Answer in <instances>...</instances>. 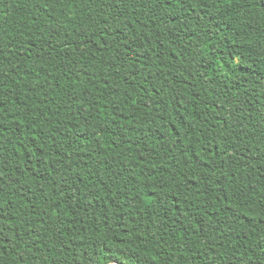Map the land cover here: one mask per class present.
I'll list each match as a JSON object with an SVG mask.
<instances>
[{"label":"trees","instance_id":"1","mask_svg":"<svg viewBox=\"0 0 264 264\" xmlns=\"http://www.w3.org/2000/svg\"><path fill=\"white\" fill-rule=\"evenodd\" d=\"M264 264V0H0V264Z\"/></svg>","mask_w":264,"mask_h":264},{"label":"water","instance_id":"2","mask_svg":"<svg viewBox=\"0 0 264 264\" xmlns=\"http://www.w3.org/2000/svg\"><path fill=\"white\" fill-rule=\"evenodd\" d=\"M112 264H124V263H122V262H114V263H112Z\"/></svg>","mask_w":264,"mask_h":264}]
</instances>
